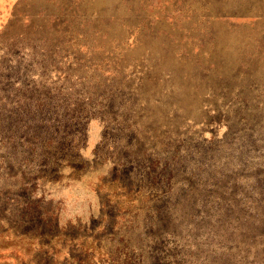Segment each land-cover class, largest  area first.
I'll use <instances>...</instances> for the list:
<instances>
[{
  "label": "rangeland",
  "instance_id": "374dc122",
  "mask_svg": "<svg viewBox=\"0 0 264 264\" xmlns=\"http://www.w3.org/2000/svg\"><path fill=\"white\" fill-rule=\"evenodd\" d=\"M0 264H264V0H0Z\"/></svg>",
  "mask_w": 264,
  "mask_h": 264
}]
</instances>
